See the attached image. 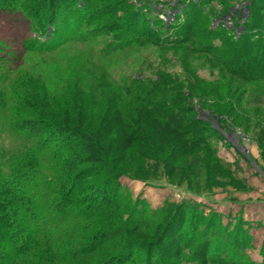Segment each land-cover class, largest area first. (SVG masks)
Wrapping results in <instances>:
<instances>
[{"label": "trees", "instance_id": "trees-1", "mask_svg": "<svg viewBox=\"0 0 264 264\" xmlns=\"http://www.w3.org/2000/svg\"><path fill=\"white\" fill-rule=\"evenodd\" d=\"M14 1H0V11L14 12ZM67 1L22 2L25 17L41 29V34L48 31V26L53 25L54 28L45 39L27 38L21 50L16 42L8 44L0 40V264H140L139 256L125 258L127 248L150 249L152 244L162 240L163 235L167 236L169 249L171 244L178 246L174 250L177 256L179 251L187 248V241L198 234V231H194L186 237L184 224L194 220V217L180 215L183 212L180 205L173 209L171 205L164 207L163 211L169 213L167 219L166 216H159V213L155 214L160 229L143 232L142 235L140 227L149 222V217L129 223L127 227L125 225L128 222L124 219H113L108 222L109 228L82 237L64 235L67 232L63 226L70 219H91L110 211L112 207L124 208L123 211L132 217L137 215L136 207L129 200H124L118 178L127 174L151 175L152 170L157 173L166 171L169 177L172 163L181 152L200 148L208 152L212 146L211 139L202 133L215 135L217 131L198 117L199 110H207L210 115L217 114L221 118L224 114L230 115L233 107L229 103L223 105L206 101H200L198 108L192 107L189 105V96L201 99L195 94L193 85L185 80L182 82L180 77L158 71L140 79L128 80L129 77L123 76L119 83L125 87L117 85L109 88H120L130 111H106L90 119L81 116L79 113L83 105L75 99L79 91L72 88L59 92L58 87L79 83L70 75L77 72L83 76L91 75L89 68L66 69L69 75L60 76L56 73L58 68L51 62L28 56L55 52L67 42H87L95 37L96 34L84 28L94 20L88 13L82 16L81 23L77 21L71 25L64 21L59 25L55 15L58 7L67 5ZM73 1V4L78 5L79 0ZM78 7L81 8H76V11L81 14L83 8ZM183 9L185 20L193 28L197 23V15L191 12L190 5L183 4ZM201 19L203 22L208 21L205 15ZM140 20L133 22L132 26L133 31L138 33L143 32L141 28L136 29ZM182 26L176 29L181 37L165 33V37L160 40L162 29L157 26L143 42H157L166 48L179 49L189 41L192 42V48H198L199 42L195 40L208 39L204 29L198 33ZM113 44V40H110L105 45L106 50L114 49ZM235 45L230 46V57H212L222 65L227 76L247 83L264 77V60L257 55L251 57L250 61L243 60L247 55L242 49L245 44ZM68 65L71 67L70 63ZM100 83L97 85L100 89L108 84L106 81ZM228 94L230 101L234 99L237 102L231 89ZM135 113L141 117L137 119L150 122L161 131V135L153 138L145 125L135 124L136 121L130 119V114ZM112 119L118 120L120 131L124 128L129 131L123 135L111 132ZM233 123L241 127L242 122ZM261 138L264 146V136ZM127 149L131 151L125 158L123 152ZM134 154L137 157L128 160L130 163L127 164L125 159ZM208 154L211 159L217 160L214 153ZM84 183H90L89 193H83ZM198 217L192 221L193 225L197 224L196 229L203 223L208 225L207 218L196 220ZM219 230V222L209 232L201 230L202 237L209 240L203 245L196 240L198 235L195 237L193 245L203 246L197 251L203 258L209 254L221 257L233 245L239 249V234L222 239L227 243L222 242L220 245L213 241V236ZM100 237L106 239L98 242ZM106 248L111 251L96 262L91 260L94 253L100 249L106 251ZM215 260L217 262L214 264H225L217 258Z\"/></svg>", "mask_w": 264, "mask_h": 264}, {"label": "rangeland", "instance_id": "rangeland-1", "mask_svg": "<svg viewBox=\"0 0 264 264\" xmlns=\"http://www.w3.org/2000/svg\"><path fill=\"white\" fill-rule=\"evenodd\" d=\"M26 1L29 0H15L14 12L0 11V40H5L8 44L16 42L20 50L27 38L45 39L54 28L53 25L48 26L47 33L41 34V29L25 17L21 3ZM61 1L63 0H55ZM73 3V0H68L67 5L59 6L55 15L57 19H54L59 25L64 21L72 25L73 22H80L82 16L88 13L94 20L84 28L96 34L95 37L87 42H67L55 52L28 56L38 61L51 62L58 68L56 73L60 76L69 75L66 69L89 68L91 75L83 76L79 72L70 75L79 83L58 87L59 92L72 88L79 91L75 99L83 105V110L79 113L81 116L90 119L97 118L106 111H130L120 88H109L117 85L125 87L119 83L123 76L129 77L128 80L140 79L158 71H165L180 77L182 82L185 80L193 85L195 94L201 99L189 96V105L192 107L198 108L200 101H206L223 105L229 103L233 108L230 115L224 114L221 118L217 114L210 115L207 110H199L198 117L210 123L214 131H217L215 135L202 133L207 139H211L212 146L208 152L202 148L181 152L172 163L173 169L169 177L166 171L157 173L152 170L151 175L127 174L118 178L124 200H129L136 207L137 215L132 217L127 211H123L124 208L112 207L110 211L91 219L68 220L63 226L67 232L64 235L87 236L109 228L108 222L113 219H124L128 222L125 225L127 227L129 223L149 217V222L140 227L143 230L140 233L142 235L143 232L160 229L155 214L159 213V216H166L167 219L169 213L163 211L164 207L171 205L173 209L180 205L183 208L180 215L194 217V220L201 215L196 220L205 217L208 222V225L203 223L197 229V224L193 225L194 220L185 222L186 237L198 231L197 237L193 236L191 241H187L186 249L179 251L176 256L174 250L178 246L171 244L169 249L170 243L167 242V236L163 235L162 240L155 243L156 245L152 244L150 249L134 246L127 248L125 258L139 256L140 264H214L217 262L215 258L225 264H264V146L261 144V136H264V77L248 83L231 78L227 76L222 65L212 58L230 57V46L242 43L245 44L243 51L247 52L243 60L250 61L254 55L264 60V0H79L78 5L83 8L81 14L76 11V8L81 7ZM183 4L190 5L191 12L197 15V23L193 28L185 20ZM204 15L208 18L207 22L201 21ZM138 19L141 20L136 29L141 28L142 33L133 31V22ZM181 25L198 33L204 29L208 39L195 40L199 42L198 48H192V42L189 41L183 44L184 47H178L179 49L166 48L157 42H143L157 26L162 29L160 40L165 37V33L172 37H181L176 31ZM110 40H113L115 48L106 50L105 45ZM254 42L258 44L253 45ZM255 47L259 54L255 52ZM103 81L108 84L100 89L97 85ZM237 86L239 88L236 89ZM230 89L234 92V98L238 99L237 102L228 99ZM55 90L57 92V88ZM138 116L137 113L130 114V119L136 121L135 124L145 125L146 131L153 138L161 135V131L154 125L137 119ZM233 121L242 122L241 127ZM110 125L113 127L111 132L115 134L123 135L125 131H129L126 128L120 131L118 120H113ZM130 151L124 150L125 158ZM208 153H214L218 161L211 159ZM136 157L134 154L125 159V162L129 164L128 160ZM84 189L83 193H89L90 183H84ZM217 222L220 230L213 236V241L220 245L226 242L222 239L239 234V249L233 245L221 257L209 254L207 258H203L197 252L203 246L193 245V241L195 237L201 245L209 241L202 237V232H209ZM105 239L100 237L97 240L100 242ZM108 251L111 250L100 249L92 255L91 260L98 261Z\"/></svg>", "mask_w": 264, "mask_h": 264}, {"label": "water", "instance_id": "water-1", "mask_svg": "<svg viewBox=\"0 0 264 264\" xmlns=\"http://www.w3.org/2000/svg\"><path fill=\"white\" fill-rule=\"evenodd\" d=\"M241 151H244L243 149L241 150ZM254 165H255V167H256V164L254 163V162H252Z\"/></svg>", "mask_w": 264, "mask_h": 264}]
</instances>
